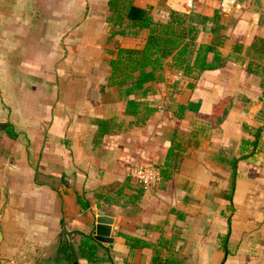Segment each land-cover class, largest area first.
<instances>
[{"label": "crops", "instance_id": "1", "mask_svg": "<svg viewBox=\"0 0 264 264\" xmlns=\"http://www.w3.org/2000/svg\"><path fill=\"white\" fill-rule=\"evenodd\" d=\"M107 4L0 0V264H264V0H194L186 20L222 65L186 76L169 57L127 95L106 50L148 28L112 25ZM133 4L165 22L181 0ZM171 148L155 185L126 173ZM100 215L112 241L93 236Z\"/></svg>", "mask_w": 264, "mask_h": 264}, {"label": "trees", "instance_id": "2", "mask_svg": "<svg viewBox=\"0 0 264 264\" xmlns=\"http://www.w3.org/2000/svg\"><path fill=\"white\" fill-rule=\"evenodd\" d=\"M107 10V21L114 26L121 27L126 19L131 26L148 28L140 47L118 46L115 50H106L109 83L117 84L121 94L145 93V83L160 75L169 57L170 65L181 69L186 76H195L223 63L224 58L215 45L196 42L199 28L186 20L187 13L172 10L167 21L154 20L150 10L134 5L133 0H108ZM135 104L134 99H128L127 106ZM179 107L184 109L183 104ZM178 161L177 151L171 148L161 166V174L167 176L169 170H175ZM81 246L82 255L93 259L96 241L87 237Z\"/></svg>", "mask_w": 264, "mask_h": 264}, {"label": "built area", "instance_id": "3", "mask_svg": "<svg viewBox=\"0 0 264 264\" xmlns=\"http://www.w3.org/2000/svg\"><path fill=\"white\" fill-rule=\"evenodd\" d=\"M194 0H181V5L175 11L189 12ZM238 5V0H219V9L223 12L230 11ZM126 173L143 186L155 185L161 179V169L158 165L148 162L135 161L127 165Z\"/></svg>", "mask_w": 264, "mask_h": 264}, {"label": "water", "instance_id": "4", "mask_svg": "<svg viewBox=\"0 0 264 264\" xmlns=\"http://www.w3.org/2000/svg\"><path fill=\"white\" fill-rule=\"evenodd\" d=\"M226 108L221 116L217 118V121L222 118L225 114ZM97 223L94 230V238L101 241H112V236H110V226L108 224V219L100 215L97 218ZM34 264H72L71 259L68 256L59 255L56 258H38L34 261Z\"/></svg>", "mask_w": 264, "mask_h": 264}]
</instances>
